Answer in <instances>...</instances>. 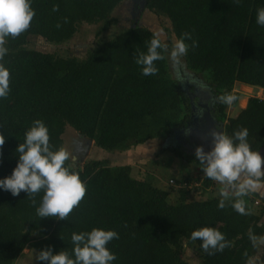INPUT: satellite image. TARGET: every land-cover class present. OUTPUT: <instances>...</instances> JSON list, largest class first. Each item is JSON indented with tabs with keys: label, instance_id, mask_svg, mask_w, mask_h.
Returning a JSON list of instances; mask_svg holds the SVG:
<instances>
[{
	"label": "trees",
	"instance_id": "1",
	"mask_svg": "<svg viewBox=\"0 0 264 264\" xmlns=\"http://www.w3.org/2000/svg\"><path fill=\"white\" fill-rule=\"evenodd\" d=\"M122 1L30 0L35 12L31 27L6 38L8 52L0 60L10 71L9 95L0 98V134L5 136L0 179L12 174L19 159L16 148L37 119L47 126L53 151L64 148L62 136L68 126L107 151H125L188 127L193 100L172 76L167 52L165 59L155 62V75L144 76L135 62L139 53H147L155 32L133 21L110 38L101 36L119 23L113 12ZM145 1V9L170 19L176 39L191 34L186 67L204 76L215 99L210 113L223 132L233 136L247 128L251 149L264 150V98L251 96L236 115L228 114L239 104L241 95L234 91L238 83L264 89V26L256 22L264 0ZM83 23L100 24L98 42L83 58L28 46L32 37L67 42ZM193 40L198 42L194 49ZM226 93L237 97L230 106L217 100ZM167 151L200 166L195 152L161 149ZM65 166L79 174L87 189L67 220L38 217L43 191L30 197L0 189V264H14L29 247L37 252L51 248L53 254L65 251L74 259L72 234L93 228L118 233L119 238L107 244L117 257L111 264H191L184 257L185 242L199 251L201 264H248L257 251L249 233L264 236L260 192L243 197L252 214L241 215L231 201L220 209V196L190 200L191 188L182 186L191 182L187 178L176 181L180 195L171 200L169 191L155 186L151 178L134 177L131 165H110L105 159L74 165L70 157ZM197 181L206 188L214 182L205 176ZM256 198L259 206L254 207ZM205 226L223 233L231 246L213 255L203 252L202 242L192 241L190 234Z\"/></svg>",
	"mask_w": 264,
	"mask_h": 264
},
{
	"label": "clouds",
	"instance_id": "2",
	"mask_svg": "<svg viewBox=\"0 0 264 264\" xmlns=\"http://www.w3.org/2000/svg\"><path fill=\"white\" fill-rule=\"evenodd\" d=\"M240 0H235L239 3ZM53 11H58V6H53ZM35 12L30 0H0V60L8 52L6 47L7 37L16 38L31 27ZM67 23V18H64ZM257 24L264 26V8L257 10ZM61 27L58 23L57 28ZM159 32L153 34L147 53L141 52L136 56V64L142 66L144 76L155 75L158 68L156 61L165 59L163 53H168V58L174 65L181 62L186 56L191 40L190 33H184L175 40L171 50L162 43ZM191 47H198V42L193 40ZM10 92V71L0 63V98H7ZM219 103L232 105L237 97L226 93L217 97ZM213 147L204 151L202 146H197L195 156L199 161L204 176L211 179L220 187L218 207H226V201H231V206L241 215H251L246 208L243 197L250 192L264 188V157L259 151H253L247 142L248 130L243 128L229 136L222 131L213 130ZM5 143V136L0 134V149ZM19 159L12 174L0 179V189L19 196L23 191L30 197L43 191V197L36 209L39 218L55 217L67 220L86 195V185L79 174L70 167H66L71 154L63 147L53 151L50 145V136L47 126L39 119L25 133V140L16 148ZM33 205L36 204L32 199ZM119 235L114 230L93 228L90 232L73 233L71 240L74 244V259L65 251L53 254L51 248L39 251L36 259L46 264H111L117 257L108 248L107 244ZM192 241L200 240L201 249L208 255L222 252L231 244L225 239L223 233L214 227H201L191 232ZM253 246L264 245V236L257 237L249 233Z\"/></svg>",
	"mask_w": 264,
	"mask_h": 264
},
{
	"label": "rangeland",
	"instance_id": "3",
	"mask_svg": "<svg viewBox=\"0 0 264 264\" xmlns=\"http://www.w3.org/2000/svg\"><path fill=\"white\" fill-rule=\"evenodd\" d=\"M134 6V0H123L113 12V16L119 19V23L103 32L101 36L104 39L110 38L117 34L121 28L131 25L137 19L140 25L150 28L155 33L159 32L163 43L169 46V40H171V50L176 37L172 31L170 19L164 14H157L145 8L141 12L142 14L139 17L135 16V18L132 15V11L135 10ZM137 8L138 11L141 9L140 6H137ZM99 27L100 24L83 23L75 36L67 42L54 44L49 43L42 37H32L28 46L44 52H56L60 56L74 55L83 58L88 51L96 46L98 42L96 32ZM168 61L172 76L177 79L193 100L194 112L192 121L186 129L174 130L167 136L150 140L125 151H107L96 145L94 146L93 141L89 143L88 138H83L73 127L68 126L62 136L63 146L71 154V161L74 165L92 159H105L109 161L110 165H131L134 177L138 179L151 178L155 186L169 191L171 200L177 199L181 190L180 187L173 184L171 179L176 182L187 178L194 183L190 189V195H188L190 200H204L220 196L221 185L215 181L209 188H206L203 182H201L199 188L195 187L198 178L204 179V173L197 162L189 163L172 152H161L163 148L175 147L186 153H194L197 146L204 147L205 142L202 136L207 126L204 114L206 109H211L209 107L215 101L204 76L196 75L187 69L185 56L181 58V62L178 65H174L169 58ZM234 91L240 93L241 97L238 106L230 107L228 111L230 116L234 115L233 112L237 110V107L243 108L247 105L249 97L264 98L263 88L238 83ZM211 118L212 120L214 119L213 121H215L217 127L221 128V125L212 114ZM262 152H259L261 156H263ZM257 191L264 192V188ZM255 200L260 201L259 198ZM256 201L254 202V207L259 206ZM37 253V250L33 247L26 248L14 264H38ZM184 257L191 264L202 263L199 251L187 244V242H185ZM248 264H264V245H257V251Z\"/></svg>",
	"mask_w": 264,
	"mask_h": 264
},
{
	"label": "water",
	"instance_id": "4",
	"mask_svg": "<svg viewBox=\"0 0 264 264\" xmlns=\"http://www.w3.org/2000/svg\"><path fill=\"white\" fill-rule=\"evenodd\" d=\"M145 4H146V1L145 0H143L142 1V7L144 8L145 7ZM204 118H205V121H206V124H207V126H206V129H205V132L203 133V136H202V138H203V140H204V151H210L211 150V148L213 147V138H212V136H211V132L213 131V130H216V131H222L223 132V130L221 129V128H218L217 127V125L215 124V121H213L212 120V118H211V113H210V110L208 109L206 112H205V114H204ZM81 135V134H80ZM81 136H83V135H81ZM83 138H86L85 136H83ZM92 141H89V143H91Z\"/></svg>",
	"mask_w": 264,
	"mask_h": 264
},
{
	"label": "flooded vegetation",
	"instance_id": "5",
	"mask_svg": "<svg viewBox=\"0 0 264 264\" xmlns=\"http://www.w3.org/2000/svg\"><path fill=\"white\" fill-rule=\"evenodd\" d=\"M142 1L143 0H134V9L137 11H135V10H133L132 11V15H133V17H135V16H140L142 13V11L144 10V8L142 7L143 5H142ZM137 6H140L141 7V9H139V11H138V8H137ZM136 18V17H135ZM135 22H137V19L135 20ZM212 107V106H211ZM211 107H209V108H211ZM204 108H206V107H204ZM206 111H207V109H206ZM193 112H194V108H193Z\"/></svg>",
	"mask_w": 264,
	"mask_h": 264
},
{
	"label": "built area",
	"instance_id": "6",
	"mask_svg": "<svg viewBox=\"0 0 264 264\" xmlns=\"http://www.w3.org/2000/svg\"><path fill=\"white\" fill-rule=\"evenodd\" d=\"M171 181L173 182V184H176V182H175V180H173V179H171ZM192 185H194V183H192V182H187V181H185L183 184H182V186H185V187H187V188H191L192 187ZM199 186H201V182H196L195 183V187H199ZM256 203H259V201H256Z\"/></svg>",
	"mask_w": 264,
	"mask_h": 264
},
{
	"label": "crops",
	"instance_id": "7",
	"mask_svg": "<svg viewBox=\"0 0 264 264\" xmlns=\"http://www.w3.org/2000/svg\"><path fill=\"white\" fill-rule=\"evenodd\" d=\"M246 106V105H245ZM244 106V107H245ZM238 109H239V107H237V110L236 111H234L233 113H234V115H236L237 114V112H238ZM94 146H95V143H94ZM263 151V150H262ZM261 151V152H262ZM262 153H264V152H262ZM262 157H264V156H262ZM256 192H259V191H256ZM261 194H264V192H260Z\"/></svg>",
	"mask_w": 264,
	"mask_h": 264
}]
</instances>
